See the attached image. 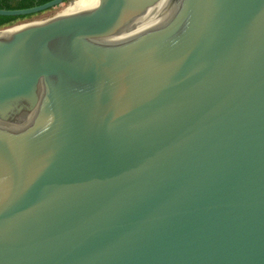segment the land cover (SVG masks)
<instances>
[{
  "label": "water",
  "instance_id": "95a60500",
  "mask_svg": "<svg viewBox=\"0 0 264 264\" xmlns=\"http://www.w3.org/2000/svg\"><path fill=\"white\" fill-rule=\"evenodd\" d=\"M0 34V264H264V0Z\"/></svg>",
  "mask_w": 264,
  "mask_h": 264
},
{
  "label": "trees",
  "instance_id": "16d2710c",
  "mask_svg": "<svg viewBox=\"0 0 264 264\" xmlns=\"http://www.w3.org/2000/svg\"><path fill=\"white\" fill-rule=\"evenodd\" d=\"M52 0H0V9L5 10H19L28 9L31 7L43 5ZM30 16L25 17H0V29L10 27L15 22L23 20Z\"/></svg>",
  "mask_w": 264,
  "mask_h": 264
},
{
  "label": "rangeland",
  "instance_id": "374dc122",
  "mask_svg": "<svg viewBox=\"0 0 264 264\" xmlns=\"http://www.w3.org/2000/svg\"><path fill=\"white\" fill-rule=\"evenodd\" d=\"M84 1L85 0H77L75 2L76 3H82ZM71 4L72 3H64L62 5H59V6L55 7V8H52V9L46 11V12L30 16V17L25 18L23 20H19V21L15 22L10 27H6V28L0 29V31L6 30V29H10V28H13V27H17V26H22V25L32 24V23H38V22H42V21L48 20V19L54 17L55 15H58V14L64 12V11H66L67 6L71 5Z\"/></svg>",
  "mask_w": 264,
  "mask_h": 264
},
{
  "label": "bare ground",
  "instance_id": "6f19581e",
  "mask_svg": "<svg viewBox=\"0 0 264 264\" xmlns=\"http://www.w3.org/2000/svg\"><path fill=\"white\" fill-rule=\"evenodd\" d=\"M75 1H77V0H75ZM72 2V4L71 5H68L67 6V8H66V11L68 10V9H70L71 7H73V6H75V5H77V4H80V3H76V2ZM86 1H89V0H85L84 2H86ZM65 12V11H64ZM64 12H62V13H64ZM62 13H60V15L62 14ZM56 16V15H55ZM54 16V17H55ZM53 18V17H52ZM3 35H5V34H0V39H2L3 38Z\"/></svg>",
  "mask_w": 264,
  "mask_h": 264
}]
</instances>
